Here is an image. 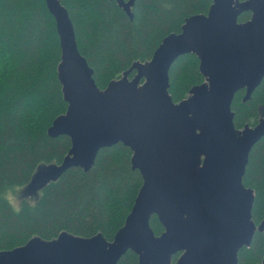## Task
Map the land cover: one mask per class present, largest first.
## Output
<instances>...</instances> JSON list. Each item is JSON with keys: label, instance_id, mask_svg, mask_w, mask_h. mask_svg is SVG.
<instances>
[{"label": "water", "instance_id": "obj_1", "mask_svg": "<svg viewBox=\"0 0 264 264\" xmlns=\"http://www.w3.org/2000/svg\"><path fill=\"white\" fill-rule=\"evenodd\" d=\"M116 1L133 20L136 0ZM46 4L60 37L58 78L68 104L48 134L67 135L72 145L60 163L35 170L25 196L38 199L70 168L89 171L102 148L120 142L132 149L143 183L113 241L101 232L36 236L1 250L0 264H118L128 250L138 264H172L178 252L175 264H238L240 249L264 232V217L259 225L253 219L254 189L243 182L250 152L264 137V107L255 126L241 129L232 110L238 90L246 89L247 101L264 79V0H213L207 14L188 17L150 60L135 61L105 89L79 50L67 8L61 0ZM245 11L251 18L240 22ZM186 53L198 56L205 81L175 102L169 71ZM154 214L164 227L160 235L151 226Z\"/></svg>", "mask_w": 264, "mask_h": 264}, {"label": "trees", "instance_id": "obj_2", "mask_svg": "<svg viewBox=\"0 0 264 264\" xmlns=\"http://www.w3.org/2000/svg\"><path fill=\"white\" fill-rule=\"evenodd\" d=\"M61 2L73 21L80 52L94 69L97 85L105 89L135 61L150 60L166 36L181 32L188 17L207 14L213 0H136L133 20L116 0ZM251 15L245 11L239 21ZM60 59L56 20L46 0H0V251L36 236L52 240L63 231L83 237L101 232L113 241L143 183L141 172L132 166V149L120 142L102 148L89 171L73 167L48 183L35 207L23 198V212L13 213L3 198L7 190L28 184L39 164L60 163L72 145L67 135L48 134L68 107L58 78ZM169 77L175 102L205 81L195 53L178 57ZM244 96L245 90H239L232 103L239 129L259 122L264 79L250 99L244 101ZM243 182L254 189L252 213L259 225L264 217V137L250 152ZM151 226L156 235L164 231L156 214ZM263 258L264 232L256 231L251 245L240 249L238 264H258ZM138 262V254L128 250L118 264Z\"/></svg>", "mask_w": 264, "mask_h": 264}, {"label": "clouds", "instance_id": "obj_3", "mask_svg": "<svg viewBox=\"0 0 264 264\" xmlns=\"http://www.w3.org/2000/svg\"><path fill=\"white\" fill-rule=\"evenodd\" d=\"M22 186H16L14 188H9L7 193L3 197L8 205L11 207V210L14 214L20 215L23 212V207L17 193L20 191ZM25 201L28 202L31 206L35 207L36 201L32 197L25 198Z\"/></svg>", "mask_w": 264, "mask_h": 264}, {"label": "rangeland", "instance_id": "obj_4", "mask_svg": "<svg viewBox=\"0 0 264 264\" xmlns=\"http://www.w3.org/2000/svg\"><path fill=\"white\" fill-rule=\"evenodd\" d=\"M46 165H48V164H47V163H41V164L39 165V167L37 168L36 171H39L43 166H46ZM36 171H35V172H36ZM27 189H28V186H27V185L21 187L20 191L17 193V195H18V197H19V200H20V201L22 200L20 195H23V197H25V198L32 197V198H34L35 201H36V199H37L36 194H31V195H28L27 197L25 196V193H26V190H27ZM39 196H40V191L38 192V197H39Z\"/></svg>", "mask_w": 264, "mask_h": 264}, {"label": "flooded vegetation", "instance_id": "obj_5", "mask_svg": "<svg viewBox=\"0 0 264 264\" xmlns=\"http://www.w3.org/2000/svg\"><path fill=\"white\" fill-rule=\"evenodd\" d=\"M240 90H242V89H240ZM244 90H245V94H246V89L244 88ZM238 91H239V90H238ZM238 91H237V92H238ZM235 95H236V94H235ZM178 253H179V256H180L181 252H178ZM175 255H176V254H175ZM179 256H178V257H179ZM177 259H178V258H177ZM176 261H177V260H176ZM172 262H173V260H172Z\"/></svg>", "mask_w": 264, "mask_h": 264}]
</instances>
